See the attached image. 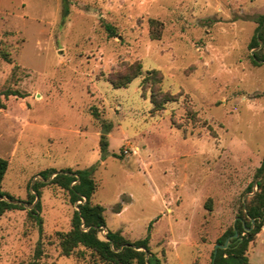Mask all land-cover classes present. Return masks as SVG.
I'll return each mask as SVG.
<instances>
[{"label": "rangeland", "instance_id": "obj_1", "mask_svg": "<svg viewBox=\"0 0 264 264\" xmlns=\"http://www.w3.org/2000/svg\"><path fill=\"white\" fill-rule=\"evenodd\" d=\"M66 1L63 20V0H0V90L24 95L0 99L4 191L26 201L41 171L98 165L102 239L150 235L161 264H212L264 160V64L249 49L264 0ZM134 63L141 74L116 88ZM152 69L175 96L162 112L142 85ZM41 191L42 236L27 209L0 217V264H28L40 239V264H107L83 247L61 255L76 206ZM248 256L264 264V227Z\"/></svg>", "mask_w": 264, "mask_h": 264}, {"label": "trees", "instance_id": "obj_2", "mask_svg": "<svg viewBox=\"0 0 264 264\" xmlns=\"http://www.w3.org/2000/svg\"><path fill=\"white\" fill-rule=\"evenodd\" d=\"M69 14V6L63 0L62 16L63 20ZM258 24L255 34L250 42L249 49H255L250 55L255 65L264 64V15L254 18ZM103 27L111 37L117 35L115 28L101 21ZM1 46V40H0ZM5 59L8 53L1 52ZM141 64L134 63L129 66L128 72L119 75L113 80L116 88L125 87L132 80L141 74ZM163 75L159 70H149L143 78L142 85L150 91V98L153 104V111L162 112L167 103L174 101V95L163 89ZM10 95L23 97L18 90H0L2 96ZM102 156L105 157L108 149V140L102 136L100 141ZM98 165L84 169L66 168L57 171L48 168L40 172V179L31 187L28 199L23 201L12 196L3 189L5 175L9 168V161L0 156V217L12 210L27 209L28 219L34 223L43 234V218L41 216L42 187L46 184L57 185L66 191L70 196V201L76 206L73 213L71 229L67 232H58L59 247L61 255L70 257L76 252L81 256L84 251H79L80 247L88 250L98 260L107 264H161V258L154 253L150 246V235L136 241L125 238L119 231L106 230L105 236L108 240L99 236L100 231L106 227L105 209L100 204H94L92 198L97 191V183L94 174ZM264 160L259 167L256 179L248 187L247 192L253 196L242 204L240 213L232 226L217 240L218 244L224 245L231 237L226 248H218L216 254L212 252V264H251L248 256L250 243L264 227ZM263 175V176H262ZM52 177V178H51ZM258 179V180H257ZM256 190H253V187ZM28 205L29 207H26ZM235 233L237 236L234 237ZM43 256V243L40 239L36 245L33 259L28 264H40Z\"/></svg>", "mask_w": 264, "mask_h": 264}, {"label": "water", "instance_id": "obj_3", "mask_svg": "<svg viewBox=\"0 0 264 264\" xmlns=\"http://www.w3.org/2000/svg\"><path fill=\"white\" fill-rule=\"evenodd\" d=\"M263 175H264V174H263ZM263 175H262V176H263ZM236 236H237V233H235L234 237H236ZM104 237H105V240H108V238H107L106 236H104ZM230 239H231V237H229V238L226 240V242H225L224 245L217 244L216 247H215V249H214V253L216 254L218 248H226L227 245L229 244Z\"/></svg>", "mask_w": 264, "mask_h": 264}, {"label": "built area", "instance_id": "obj_4", "mask_svg": "<svg viewBox=\"0 0 264 264\" xmlns=\"http://www.w3.org/2000/svg\"><path fill=\"white\" fill-rule=\"evenodd\" d=\"M125 152H127V151H125Z\"/></svg>", "mask_w": 264, "mask_h": 264}]
</instances>
